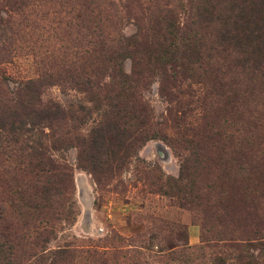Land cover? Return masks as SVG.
<instances>
[{
	"label": "rangeland",
	"instance_id": "1",
	"mask_svg": "<svg viewBox=\"0 0 264 264\" xmlns=\"http://www.w3.org/2000/svg\"><path fill=\"white\" fill-rule=\"evenodd\" d=\"M239 2L199 25L205 0H0V264H264V64L244 67ZM33 80L73 110L57 169L12 139ZM112 100L131 137L93 145Z\"/></svg>",
	"mask_w": 264,
	"mask_h": 264
},
{
	"label": "trees",
	"instance_id": "2",
	"mask_svg": "<svg viewBox=\"0 0 264 264\" xmlns=\"http://www.w3.org/2000/svg\"><path fill=\"white\" fill-rule=\"evenodd\" d=\"M205 2L206 5L198 9L197 16L199 25L203 22L212 23L215 21V18H218L214 13V9H212L213 6L210 0H205ZM230 11V15L227 16L226 21L227 23H232L236 35L235 38L241 43V50L244 54V67L260 70L262 64H264V0H240L238 4L232 6ZM117 65L121 69L123 60L120 62L118 60ZM86 83L89 84V80ZM27 90L30 95L28 103H21L20 107L26 110L30 109L28 115L31 117V120L26 122L23 117L19 119L17 117L13 120L12 124H17V126L11 131L12 139L17 143H29L31 154L39 160L36 165L41 168L57 169L60 165L51 154V150L54 144L60 143L64 138L63 133L56 132L53 126H60L68 116L72 117L74 115L73 110L69 109L68 111V108L57 100H50L48 103L43 104V101L37 96V93L40 92V83L38 80L31 81ZM89 91L94 93L96 100L103 98L102 95H99L94 90L89 89ZM117 102L120 103V100H117ZM107 103H109L110 108H106L102 112L103 117L101 123L95 124L90 130L96 134L95 139H92L93 145L96 146L104 143V136L107 134L121 136L120 141L124 137H131L127 128L122 127L121 122L118 120L120 111L117 108H119V104L115 105L114 100ZM19 115L20 113L16 111V116ZM138 117L133 115L130 117V120H136ZM29 124L33 126L28 128L27 125ZM41 124L49 127V131H46L43 127L41 129ZM35 127L37 130H35ZM46 194L49 196V191ZM47 199H50V197H47ZM66 252V249L54 251L57 257H59L58 259H60L55 260H63Z\"/></svg>",
	"mask_w": 264,
	"mask_h": 264
}]
</instances>
